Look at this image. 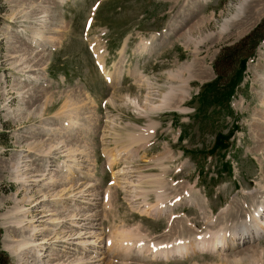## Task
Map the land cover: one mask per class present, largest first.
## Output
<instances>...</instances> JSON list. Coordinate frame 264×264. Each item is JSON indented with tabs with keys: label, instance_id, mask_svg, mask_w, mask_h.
<instances>
[{
	"label": "rangeland",
	"instance_id": "rangeland-1",
	"mask_svg": "<svg viewBox=\"0 0 264 264\" xmlns=\"http://www.w3.org/2000/svg\"><path fill=\"white\" fill-rule=\"evenodd\" d=\"M241 1L0 0V264H20L19 255L7 247L20 239L8 218L16 207L29 210V218L36 224L45 221L47 227L55 215L60 217V230L68 235L69 215L78 213L75 228L84 233L72 241L78 246L58 247L70 248L71 259L220 264L225 256L255 252L262 253L257 264H264V231L254 240L247 236L235 249L187 256L126 255V248L117 247L128 230L140 229L139 242L152 245L203 234L211 239L225 228L240 230L264 200V43L257 46L264 37V0H248L221 29ZM40 32L45 39L35 46ZM143 41L148 47L140 51ZM24 43L35 46L34 56L44 55L42 81L30 79V70L42 68L40 57L24 72ZM243 64L246 71L231 102L232 116L213 106L200 111L204 85L219 76L229 81ZM180 80L187 81L183 95L171 91ZM169 94L171 105L160 107ZM33 97L35 106H28ZM70 100L86 106L75 109L79 123L67 130L69 117L57 123L55 115ZM235 124L239 130L229 139L226 157L205 158L216 135L233 132ZM36 126L41 128L27 132ZM50 139L64 142L34 147ZM226 161L231 172L223 168ZM17 163L22 178L14 173ZM161 179L165 185L159 190L154 183ZM161 194L163 202L174 203L171 211L144 214L145 205L157 206ZM90 232L102 235L98 250L80 244Z\"/></svg>",
	"mask_w": 264,
	"mask_h": 264
},
{
	"label": "bare ground",
	"instance_id": "bare-ground-1",
	"mask_svg": "<svg viewBox=\"0 0 264 264\" xmlns=\"http://www.w3.org/2000/svg\"><path fill=\"white\" fill-rule=\"evenodd\" d=\"M247 1L248 0H242L236 6V13H234L233 15H231V17L226 18V19L223 20V24H222L223 28H221V29H223V31L228 27L229 23L232 22L233 19H236L240 15V13L242 12V10L244 8L243 6H244V4H246ZM37 38L40 39V40H42V39L44 40L45 39V35L43 34V32L42 33L40 32L38 34ZM13 39H16V37L15 38L13 37ZM54 39H55L54 37H50L49 38V41L53 42V41H55ZM36 43L39 44L37 42V40H36V42L33 43V45H35ZM148 43L149 42H144L143 41L141 43L140 48H138V49L140 51H144L148 47ZM33 45H25V43H24V45H22V49L20 50V52H23V54L21 55L22 57L23 56L25 57V55H27L25 57V59L26 58L27 59H26V61H24V63H26V65L23 67L24 68V72L29 71L28 68H29L30 64L31 63H34L40 57L41 63H40L39 66H42V68L30 70V71H34V73L31 75V77L30 76L29 77L32 80H37L38 79V80H41L42 81L44 79V77H43L44 73L43 72H40V71L43 70V67L45 68V64L46 63H44V61L41 58V57H44V55L40 54L39 56H37V55L34 56V50L35 49H32L31 47H34L35 48V46H37V45H35V46H33ZM25 69H27V70H25ZM102 69L104 70V73L106 72L105 74L109 77L110 76V71H107L104 66L102 67ZM116 71H117V69L115 70V73H116ZM262 80H264V75L262 76ZM186 84H187V81L180 80V85H178L177 87H173L171 89V91H173V92H180L183 95L185 92H187ZM170 95L172 96V94H169V96H165L164 101H163V104L160 107H167V106H170L171 105L170 102L168 101V99H171ZM33 98L36 99L35 97H33ZM87 99L91 101V98L89 99L87 97ZM33 100H32V102H29L27 105L28 106H35V104L37 102V99H36V101H33ZM262 102L264 103V94H263V97H262ZM46 103H47V101H46ZM46 103H44L42 106H38V109L37 110H39V113L41 112V110L44 109V105H46ZM91 103H94V100H92ZM87 105H88V103H87ZM85 106L86 105H82L79 101H78V104H77V103H73L70 100V102H67L66 105L63 106V109L64 110H62L59 114L55 115V118L59 120V122H57V123H61V122H63V120L66 119V117H69L68 119H66V120L69 121V126L67 127V130L69 128H72V127L78 125V123H79L78 117H77L78 115L77 114H74L75 109L81 110ZM137 106H140V105L137 104ZM157 107L158 106H156V108ZM151 109H155V107L154 108L152 107ZM151 127L152 126H150V128ZM39 128H41V126H36L34 128L32 127L27 132L28 133H32V132H34L35 130H37ZM132 136L134 137V135H132ZM56 139H54V140H51L50 139V140H48L49 142H47V140H46L47 143L44 142V141L43 142L41 141L40 143L38 142V144H35L34 147H41V148L44 147L45 148V145H47V144L50 145V147H54V146H58L61 142H64V141L59 140V139L57 141H55ZM135 139H138V138L135 137ZM133 140H134V138H133ZM66 145H68V144H66ZM48 150H49V147H47L45 150H43V152L44 153L45 152L48 153ZM22 164H23V162H22ZM73 164H76V162H74ZM20 171L21 170L19 169V163H17L16 164V167L14 169V173H16L18 177H21L22 176V175L19 174ZM50 177H51V175H50ZM55 178H57V177H55ZM67 179H68L67 181L70 180L69 177ZM52 180L54 181V179H52ZM28 181L26 180V178L24 176L23 182L24 183H29ZM161 181H162V179L161 180H158V182L155 181L158 184L154 183L155 186H157L159 190L162 189L164 187V185H165V182L162 183ZM163 181H165V179ZM23 182H21V183H23ZM47 182L50 183L49 181H47ZM55 183H57V182L54 181L53 184H55ZM62 184H64L63 181H62ZM70 184L72 185V183H70ZM130 184H132V183H130ZM36 185H37V183H36ZM55 185H57V184H55ZM55 185H53V186H55ZM60 186H64V185H60ZM130 187H133V186H130ZM30 189H32V188H30ZM64 190L66 191L67 190V187H64V189L61 190V191H64ZM38 192H40V189H39ZM68 193H69V195H71L72 194V191L71 192H68ZM43 194H44V192H43ZM55 195L59 196L60 193L57 192V194H55ZM76 195L77 194L74 193L73 194V197H75ZM73 197H72V199H73ZM47 198H48V195L46 193L45 198L44 199L42 198L43 199V205L45 207H46V202L45 201L47 200ZM158 198L159 199H158V205L157 206H154V205H151V204H146L145 205L146 207L144 208V210L142 209L144 214L156 213V215L159 216V215H161L164 212L171 211L174 203L173 202L172 203L163 202L162 198H165V197L162 194L161 195H158ZM55 200L56 199H54V201ZM48 202L49 201H47V203ZM162 204H165V205L162 206ZM69 210H71V209H69ZM254 213H255L254 216H252L253 218H251L252 220L250 219L251 220L250 222L245 221L244 225L240 228V230H238L236 228H225V230L223 231V233H220L219 232V234H217V235L215 233L210 232V233H212V236L215 234V236L212 237L211 239H209L208 237H206V234H203V235H197L194 240H192V238L190 239V238H184V237H182L183 240H182V242H179V243L176 242V243H171V244H163V243L161 244V242H160V243H154V245H152V244L145 243L146 241L145 242H141V243L139 242V241H142V240H140V238L142 237V232L140 231V229H137V231L134 230V232H133V230L125 231L124 232V235H122L120 237V239L118 238L119 241H120V243L119 244L117 242L116 243L118 244L117 247L119 249H120V247H121V249L122 248H126L125 249L126 252H124V254H126V255L129 252L132 253L133 251H136V252H139V253H144L147 256H151V257H154L155 256V254H154L155 252L157 253V257L158 256H161V257L164 256L165 257L167 255H169V256H187L188 254H190L192 252L195 253L196 251L197 252H201V251H214V250H217V249L218 250L225 251L227 249H230L231 247H232V249H235L236 246H239L240 244H242V241L241 240L244 241V239L247 236L250 235V238H252L251 240H254L256 237H258L259 235H261V232L262 231H264V219H263V215H264V200L261 201V203L257 207L256 211H254ZM47 214H48V212H47ZM78 215L79 214L78 213H75V212L72 213L71 215H69V216H72L71 217V220H72L71 221V223H72V230L69 228L71 230V233L68 235V234H63V232L65 233V231L60 230L61 229V225L64 223L63 222L64 220H61L60 217H58V216L55 215V217L53 219L51 218L53 220V222L51 223L52 225H51V227H47L48 224H47V226L45 224H43L45 221L43 223L36 224L37 221H35L34 217H33V219L29 218L30 217V211L29 210H25L22 207H16L14 210H12L9 213L8 218L10 219L9 220L10 227L11 226L17 227L16 230H19L17 232V236L20 237V239L18 238L19 240L15 241V242H12V243H9L8 246H7L8 247V250L10 252L14 253V254L19 255V257H20V264H89V263L90 264L91 263L93 264L95 261H93L89 257L85 261H83L79 257H76L74 259L73 258L71 259V256L74 257V255H71L72 253L69 252V249L70 248H68L66 246H65V248H63V250L61 249L59 251V249H58L59 244H61V243H65V245L66 244H68V245L69 244L76 245L75 247L78 246L77 245L78 243H72L73 240L78 239V238H81L83 236V234H84L83 232H81V229L82 228H80V232H77L76 231V228H75V226H77L76 224H78L77 223L78 222V220H77ZM63 217L65 219V217H67V216H63ZM43 218H45V217H43ZM46 223H48V220H47ZM82 225H83V223H82ZM77 230H79V229L77 228ZM186 230L187 229H185V231ZM69 231H67V233H69ZM84 232H85V230H84ZM86 232H88V231H86ZM86 232H85V234H86ZM78 233H80V234H78ZM255 234H257V236ZM79 235H81V236H79ZM95 235H93V233L90 232L89 235H88V237H86V240H82V242L80 244L83 245V248L84 249H86V250L88 249L89 250L90 248H88V245L93 246V248L94 249L96 248V250L99 249V248L97 249V245L99 243L98 240L102 238V235H96V237H95ZM184 235H186V234H184ZM112 236H113V234H112ZM210 236H211V234H210ZM89 238H92V239L94 238V239L91 240ZM251 240H249V242ZM77 242H78V240H77ZM108 242L112 245V239L111 238H108L107 239V243ZM51 245H53L51 254L48 253L50 255H46V251L49 248V246H51ZM112 248H113V246H112ZM115 248H116V245H115ZM135 248H136V250H135ZM123 251H124V249H123ZM103 253H105V252H103ZM254 253L253 254H250V255L236 254L233 258L232 257H229V256H225L224 257L225 258L224 259V262H222L220 264H257L259 262L260 258H261L262 253L261 254H258V255H255L257 253H255V254ZM170 254H172V255H170ZM65 258H67V259H65Z\"/></svg>",
	"mask_w": 264,
	"mask_h": 264
},
{
	"label": "trees",
	"instance_id": "trees-1",
	"mask_svg": "<svg viewBox=\"0 0 264 264\" xmlns=\"http://www.w3.org/2000/svg\"><path fill=\"white\" fill-rule=\"evenodd\" d=\"M253 39H255V37ZM262 39L263 38H261V40ZM244 70L245 65L243 64L240 71H238V73H235V75L231 79H229V81L226 82L223 76H219L214 83L205 84L199 98V101L202 104L199 110L201 111L204 106H206L205 110H208L211 106H213L216 108H220L219 111L221 112H229L232 96L236 91V87L243 79L242 74L244 73ZM232 133L233 132L228 135H224L222 133L218 134L214 145L211 147V149L208 150L207 154L214 155L218 152V149L221 150L227 148L228 140L230 139ZM224 169L228 172H231L232 165L230 163H225Z\"/></svg>",
	"mask_w": 264,
	"mask_h": 264
}]
</instances>
